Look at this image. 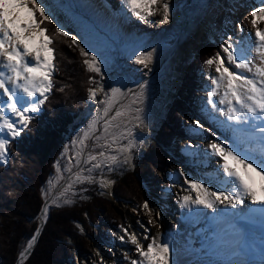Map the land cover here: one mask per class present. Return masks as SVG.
Listing matches in <instances>:
<instances>
[{
    "label": "rangeland",
    "instance_id": "1",
    "mask_svg": "<svg viewBox=\"0 0 264 264\" xmlns=\"http://www.w3.org/2000/svg\"><path fill=\"white\" fill-rule=\"evenodd\" d=\"M63 1L65 5H68V0ZM232 1L233 0L228 2V0H225L223 4L225 7L222 5V8L226 12L216 16L212 15L211 8L206 9V5L200 7L197 10L199 15H195V18H198L200 15L203 17L207 16L206 18H208V16L213 18L212 26H208L207 32H205L206 36L205 34H201L202 36L198 40H194L196 42V48L190 52L188 51L186 58L184 57L181 60L169 59L168 63L163 66L161 65L162 59L166 53L170 51L171 43L166 41L159 44L149 40L154 33L160 32L165 28V26L162 27L160 23L162 19V9L154 16L148 17V22L145 23L134 17L130 10L124 5L123 0H121L120 14H122L127 22L135 28L137 33V40H135V38L133 41H126L118 31L110 30L108 27H102L97 20H93L91 17L77 13L74 10L70 11L72 14L68 13L67 15L72 17V19L74 18V24L78 23L79 26L77 28L72 27L68 18H66L60 10L61 7H59V4L61 3L58 2V0L48 1V4L51 6V12L55 17L54 23L76 36L77 39H80L82 45L86 42L99 54L98 58L102 56L107 62L106 65L102 67L104 71V78L102 80L98 74L88 72V75H97L96 78L99 80L98 84L104 86V92H109L113 87L121 88L122 95H117L116 100L118 103L111 105L109 115H113L114 111L118 108L125 109V115L112 122V126L108 127L105 132L104 119L106 118L103 113L105 105L99 103L100 100L106 99L104 93L98 91L97 100L93 101L89 98V94H85L84 92L85 98L84 104L82 105V115L78 119H82V124L77 132H74L73 139L69 142V146L65 150L62 159L57 163V172L52 176L46 189L50 197L47 201V219L45 222L41 210L38 219L40 232L37 235V239L35 240L36 243L32 251L37 246L43 230L49 226L51 219L49 214L50 207H52L51 205H55L51 203V199L60 196V193L64 192L69 183L72 184V188L67 191L64 196H60V207H62V205H67L63 204V199H71L74 202L79 197H85L87 195L85 194L86 190L92 189L96 185L103 195L102 200H104L105 203H100L101 201L96 203L97 199L92 198L85 200L93 209V215L96 216V220L98 219L100 223L94 225V222L92 223V221L87 220L84 223L86 228H83L80 223L76 222V225L80 228L79 237L70 242L68 246L69 253L67 254L70 256V260L67 262L65 261L64 264H100L107 256L116 260L117 247L118 249L122 247L120 252L122 251L123 255V250H125L123 249V247H125L124 244L119 243L121 242L119 240L116 243L112 242V240L113 238L119 239L124 232L123 228H128L130 231L131 227L135 225V220L140 222L139 225L141 227H144L143 225L146 223V220L144 221L143 218L140 219L138 217V212L140 210L147 212V210L142 208V204H140L141 201L137 203L135 199L137 198L139 200L147 194L150 195L148 198L149 204L150 202H157L161 204L162 208L165 207L168 209L166 220L171 224L170 226H174L175 219L173 213L179 211L180 208L178 204L180 203V196L185 194L184 189L187 187V185L183 184L182 177L180 179L178 175V178L175 180L174 176L178 174V170L180 169H183L186 175L192 178L199 175H208V172H203L199 168L198 173L197 169L191 167V165H195L197 161L196 156L205 152L206 147L202 148V145L207 146L204 144L207 141L206 139L214 138L205 130L211 129L212 132H217L219 130L208 121L203 111V105H207V93L211 91L212 88L209 76L214 69H209L205 66V71L201 76L202 85L198 88L200 91L195 94V100L192 99L193 104H191V107L187 104V99L190 94H182L184 99L179 100L180 98L177 95L179 92L178 90H182L180 89V82L185 81L186 84L188 82L189 87L193 90L195 85L190 83L188 78L189 72L193 69V61L191 60H194L197 54H199V57H196L197 59L202 58L200 56L204 54L207 47L215 54V52L219 50L220 43H222L223 39H226L228 35H233L234 39L237 38L239 30L235 28V25L243 23L245 31L247 28H251L250 22L246 17L249 16L253 6H258L256 0H236L235 2L233 1V3ZM100 2L106 5L105 0H100ZM168 3L170 5V10L179 17L178 1H168ZM115 6H118V3L114 1V7ZM114 7L108 8L114 12ZM156 7L160 8V5ZM116 13L117 12H114V14ZM200 19L201 18H198L196 26L201 32L203 29L201 27L202 24L199 22ZM221 21L223 22L221 23ZM155 26L157 28H155ZM234 33L237 35H234ZM168 35L170 36L168 40L175 37V33L173 34L172 31L169 32ZM186 36H188L187 39H189L190 34L187 33ZM188 47H190V44ZM153 49H155L154 57L147 67L136 64L134 60L130 58L133 51H152ZM195 67L198 66L196 65ZM87 82L88 83L85 84L87 88L93 87V85L89 83V77ZM123 99L126 100V104L124 106L122 104L123 107H121L120 101ZM175 107L177 110H175ZM137 108L141 110L139 113L135 111ZM174 111L177 112L176 115H178L179 119L169 122L172 116H175ZM137 115L141 116L143 121H147L148 123L150 129L147 131L145 130V135H141L142 133H140L137 129L138 127L135 126L139 123L134 119V116ZM94 120H99V123L89 128L90 123ZM196 121H200L203 128L198 127L195 123ZM180 126L184 127L188 136L184 133L177 135V128ZM169 127L172 131L175 128V132H173V136H171L172 138L168 141L170 150H164V155L160 157L164 149L161 147L163 144L162 140H166V137H161V132ZM126 128L131 130L130 135L125 132ZM85 132L89 135V139L85 141V143L89 145V148L85 149L83 155H81L79 140L84 136ZM96 136H100L101 139L96 140ZM156 136L159 142L155 141ZM113 137L115 138V143L112 142ZM105 138L108 139V146L101 148L100 145H104ZM130 141L135 144V147L132 149L130 163L125 164L123 163V159L127 153L120 151V149ZM199 142L202 143L198 144ZM196 144L198 145L196 146ZM93 145H95V147H93ZM189 145H191L190 148L188 147ZM101 150L105 151L106 156L114 155L118 157L116 163L107 161V163H111L112 170L109 171L108 167L104 166L102 168L92 169L90 173L87 171L80 173V169L91 168L92 163H95V161L88 164L83 163V161L87 159L88 152L91 151L95 154ZM165 151H167L168 154L166 159ZM144 154H146L145 157ZM154 157L157 158L152 161L150 158L153 159ZM76 160H80L81 163L77 165ZM163 162L166 163L162 164ZM199 165L201 167L202 162H199ZM211 166L212 164L210 162L207 163L206 169L211 171ZM77 174L81 175V180H83V176L91 175L95 178V182L78 181L76 179ZM102 176L114 183L108 188L101 187L99 180ZM133 186H135L134 188L137 190H135ZM17 196L18 192H14L11 199ZM165 200L170 202V204L165 205ZM45 203L46 201L43 207ZM55 207L57 206L55 205ZM210 211L212 210H209L205 214ZM6 214L9 215L10 213ZM112 219L115 222L121 223V225L113 227L114 229L112 227L110 228L109 221ZM170 226L167 224L164 225L166 232L171 229L169 228ZM81 229H83V231ZM86 230L93 234L95 233L96 236L94 238L88 236ZM187 234L191 236L193 233L190 231L189 233L186 232L185 235ZM184 239L182 238V248L178 249L174 255V260L172 259L175 264H192L195 262V257H193L194 252L189 249V245L186 243L187 239L185 241ZM190 241H193V239L191 238ZM191 247H195L194 241L191 243ZM83 249H85V251ZM194 250L196 251V248H194ZM97 251L100 252L99 256L97 255ZM125 253L128 252L125 250L124 256ZM182 259L186 260V262L182 263ZM24 261L25 259L22 262ZM22 262H20V264Z\"/></svg>",
    "mask_w": 264,
    "mask_h": 264
},
{
    "label": "snow or ice",
    "instance_id": "2",
    "mask_svg": "<svg viewBox=\"0 0 264 264\" xmlns=\"http://www.w3.org/2000/svg\"><path fill=\"white\" fill-rule=\"evenodd\" d=\"M256 2L258 6H253L246 17L251 28L245 31L243 23L235 25L239 30L238 35L234 33L237 38L228 35L220 43L219 50L204 62L209 69H214L209 76L212 88L207 93V105L224 117V123L232 135L225 141L216 137V133L211 129L205 130L216 137L208 143L205 150L207 155L219 158L215 179L192 178L186 175L183 169L178 170L183 184L187 185L184 189L187 194L180 196V207L189 209L190 215L194 208H204L211 209L214 218L216 215L240 218L246 201L264 209V0ZM123 3L131 14L142 22L147 23L148 17L154 16L161 9L160 23L166 24L170 20L168 0H123ZM157 5H160V8H157ZM54 21L51 6L46 0H0V163H7L11 142L20 137L36 115L42 112L55 87L53 78L58 72V67L54 44L57 38L70 40L69 46L74 45L84 58L83 65L86 70L98 74L101 80L104 78L102 67L107 62L102 56L98 58L99 54L86 42L82 45L80 39L60 26L55 28L54 34H47V25L53 24ZM154 52L155 49L133 51L130 58L136 64L147 67L153 60ZM89 83L97 85L87 89L91 100H97L98 91L106 97L105 100L99 101L105 105L103 113L106 118V132L112 122L125 115L123 108H118L113 115H109L111 105L118 103L116 97L118 94L122 95V90L113 87L109 92H104V86L98 84L95 76L89 77ZM58 90L63 92L65 89L61 87ZM135 111L139 113L141 110L137 108ZM134 119L139 122L136 127L144 124L141 116H134ZM98 123L99 120H94L89 128ZM195 123L203 128L200 121ZM125 132L131 134L130 129L126 128ZM87 139L89 135L85 132L79 140L81 155L89 148L85 143ZM95 139L99 140L101 137L96 136ZM112 142L115 143L114 137ZM105 146H108L107 138L104 145H100L101 148ZM134 147L135 144L131 141L121 147L120 151L127 153L123 163H130ZM117 160V156H106L103 150L95 154L89 151L83 163H95H92L91 168L80 169V173H90L92 169L104 166L111 171V163H116ZM80 163V160H76L77 165ZM76 179L81 182H95L91 175L83 176L81 180V175L77 174ZM99 183L101 187L108 188L114 182L102 176ZM71 188L72 184L69 183L60 196H64ZM192 193H195L194 197ZM43 195L46 203L42 213L46 222L47 201L50 197L47 191H44ZM60 196L51 199V203L60 207ZM71 203V199H63V204ZM142 208L147 210L150 217L148 223L152 224V209L147 200L143 202ZM123 231L125 235H121L119 239L125 242L127 237L126 242L133 245L138 254L137 258L132 259L125 253V258L130 260V264H175L172 260L174 248L162 234L138 236L136 232H129L128 228H123ZM39 232L38 227L36 235L32 236L20 252L22 259L27 258ZM145 232L148 230L145 229ZM97 255H100L99 251ZM113 264H116V261H113Z\"/></svg>",
    "mask_w": 264,
    "mask_h": 264
},
{
    "label": "trees",
    "instance_id": "3",
    "mask_svg": "<svg viewBox=\"0 0 264 264\" xmlns=\"http://www.w3.org/2000/svg\"><path fill=\"white\" fill-rule=\"evenodd\" d=\"M57 26L55 23L47 25L49 29L47 34H54ZM70 44V40L57 38L54 44L58 67V72L53 78L55 87L42 112L36 115L20 137L11 142L7 163H0V264H17L20 252L27 246L31 236L35 235L39 214L45 202L43 192L57 172V163L62 159L69 142L73 139L74 132H77L82 124V119H78L82 115L84 92L88 94L89 87L87 88L85 84L92 75H88L89 71L83 65L84 58L79 49L74 45L69 46ZM212 55L214 52L207 47L200 56L202 58L197 59L196 57H199L197 54L192 60L193 69L189 72L188 78L195 87L192 90L188 82L187 84L185 81L181 82L182 90L177 94L179 100L184 99V94H190L189 96L194 94L196 86H199L201 77L199 74L204 69V62ZM93 76L97 77V75ZM96 80L99 82L97 78ZM61 87L65 89L63 92L58 90ZM174 114L169 122L179 119L177 112L174 111ZM178 129L181 131L182 126ZM173 132L175 128L172 131L170 127L161 132V137H166V140H162L163 144H160L162 149L164 148L160 157L164 155V150H170L168 141L172 138ZM155 141L159 142L157 136ZM165 152L166 159L168 154L167 151ZM156 158L150 159L154 161ZM164 163L166 162L162 164ZM14 192H18V196L11 199ZM85 194H87L85 197H79L73 203L62 205L60 208L51 205L49 226L43 230L37 246L21 264H64L65 261L70 260V256L67 255L68 246L73 239L79 237L80 232L76 222L83 228H86L84 223L87 220L94 222V225L100 223L85 200L92 198L97 199L96 203L98 201L105 203L97 185L87 189ZM149 196L147 194L135 200L143 204L145 200L148 201ZM119 225L121 223L113 219L109 221L110 228ZM87 234L93 238L96 236L91 232Z\"/></svg>",
    "mask_w": 264,
    "mask_h": 264
},
{
    "label": "bare ground",
    "instance_id": "4",
    "mask_svg": "<svg viewBox=\"0 0 264 264\" xmlns=\"http://www.w3.org/2000/svg\"><path fill=\"white\" fill-rule=\"evenodd\" d=\"M48 1L49 0H46L47 3ZM168 1H175V2L178 1L179 3L178 8H179L180 16L177 17L176 14L173 13L172 10H170L171 16H170L169 22L161 25L162 27L165 26V28L160 32L154 33L152 37L149 39L150 41L152 42L154 41L155 43H159V44L161 42H166V41L171 43L170 51L166 53V55L162 59V64H161L162 66L168 63L169 59L173 58V60H176V59L181 60L184 57L186 58V56L188 55L187 54L188 51L190 52L191 50H194V48H196V42L194 40L195 39L198 40L202 36L201 34H205V32H207V27L212 26L211 25L213 22L212 17L208 16V18H206L207 16L203 17L202 15H200L198 18H201L199 22L202 24L201 27L203 30L200 32V30L197 29L198 27L196 25H197L198 18H195V15L196 16L199 15L197 10L200 7H203L206 5L205 6L206 9L211 8L212 15H215V16L222 14L223 12H226L222 8V5L224 4L225 0H168ZM229 1L231 0H228V2ZM58 2L61 3L59 4L60 5L59 7H61L60 10L66 16V18H68L70 25L74 28H77L79 25L78 23L74 24L75 19L74 18L72 19V17L67 15L68 13H71L70 12L71 10H74L75 12L80 13L82 15H87L88 17H91L93 20H97L98 23L102 27H108L110 30L118 31L120 35L126 41H130V40L133 41L137 36L135 28H133L127 22L126 18L122 16L120 12H117L116 14H114V12L110 10L108 6L105 5V3L102 2L103 3L102 4L100 0H68L67 2L68 5H65L63 0H58ZM155 28L157 27L155 26ZM247 30L249 29L247 28ZM171 31L173 32V34L175 33L174 35L175 37L172 38L171 40H168V38L170 37L168 33ZM187 33L190 34L189 39H187L188 37L186 36ZM135 40H137V38ZM189 44H190V47H188ZM120 102H121V107H123L126 104V100L124 99ZM203 111L208 121L213 126L219 129L217 132H215L216 137H219L220 140L228 141L232 133L230 129L224 123V117L220 116L217 112L211 110V106H208V105H203ZM137 129L140 133H142L141 135H145V130L147 131L150 128L148 126L147 121H145L144 124L139 126ZM216 137H214L213 139H210V138L206 139L207 141L204 144L208 145V143L216 139ZM200 143L202 142H199L198 144ZM198 144H196V146ZM203 147L207 148V146L202 145V148ZM196 157H197L196 158L197 161L195 165H191V167L197 169L198 173H199L198 168L201 169L203 172H208V175H203V176L199 175L197 177H210L212 179H215L217 161L219 158L215 156H209L206 154V152ZM199 162H202L201 167L199 165ZM209 162L212 164L211 171H208L206 169L207 163ZM194 174L198 175L197 173H194ZM177 178H178V174H175L174 179L176 180ZM185 194L187 193L185 192ZM192 195L194 197L195 193H192ZM164 202L166 203L165 205L170 204V202L166 200ZM149 206L152 209L151 219L153 220V223L152 224L148 223V220L150 218L148 212H144L140 210L138 212V217L140 219L143 218L144 221L146 220V223L143 225L144 227H141L139 225L140 222L135 220L134 221L135 225L131 227V230L129 232H136L138 236H143L145 234L149 236L162 234L163 238L166 239L174 248V251L172 254L173 260L175 258L174 255L176 254L178 249L182 248L181 237L185 235L186 232H189L191 229H193L195 234L192 236V239L194 241L195 247H191V248L192 249L196 248V251H194L193 253V257H195V262L192 264H245L243 260H239V259L238 260H227V257L231 253L229 252L225 253L224 248L216 246L217 244L216 237L211 241V245L209 246H203L204 244L202 242H198L201 239H203L204 231H209L210 233L214 231L211 225L213 223L218 222L219 219H222L224 216H227V215H223V216L217 215V217L214 218L212 211H210L209 213L205 215V213L211 209H204V208H200L198 210L194 208L192 214L190 215L189 209L181 208L180 203H179L178 204L180 208L179 211H177V213H173L175 224L174 226H170L171 224L167 222L168 220H166L168 216L167 208L165 207L162 208L161 204L157 202H150ZM222 207L223 206H221V208ZM157 213H159L158 216L156 215ZM165 224L169 225L170 226L169 228H171L167 232L164 229ZM145 229L148 230L147 233L145 232ZM122 235H125V233L123 232ZM250 238L252 239L257 238V234L250 235ZM118 240L121 241L120 239L113 238L112 242L116 243L118 242ZM228 240L233 241V238H229ZM126 241H127V237H125V242L121 241L119 243L124 244L125 247H123V249H125L128 252L127 254L129 257H131L132 259L137 258L138 254L135 252V247ZM145 246H146V242H145ZM121 249L122 247L119 249L117 247V258H115L116 260H114V258H110L107 256L104 258V260L100 264H113V261H116V264H130V260L126 259L124 256L125 250H123V255H122V251L120 252ZM249 256H252V255H249ZM183 262H186V260L182 259V263Z\"/></svg>",
    "mask_w": 264,
    "mask_h": 264
},
{
    "label": "water",
    "instance_id": "5",
    "mask_svg": "<svg viewBox=\"0 0 264 264\" xmlns=\"http://www.w3.org/2000/svg\"><path fill=\"white\" fill-rule=\"evenodd\" d=\"M35 243L36 242H34V244H33V247L35 246ZM33 249V248H32ZM32 249L30 250V252L32 251ZM24 259H22L21 257L19 258V260H18V262H17V264H20V262H22Z\"/></svg>",
    "mask_w": 264,
    "mask_h": 264
}]
</instances>
